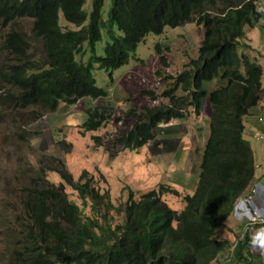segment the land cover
I'll use <instances>...</instances> for the list:
<instances>
[{"label": "trees", "instance_id": "trees-1", "mask_svg": "<svg viewBox=\"0 0 264 264\" xmlns=\"http://www.w3.org/2000/svg\"><path fill=\"white\" fill-rule=\"evenodd\" d=\"M104 1L90 0L87 13L85 0H0V117L28 127L54 113L60 102L74 106L81 99H102L108 94L95 85L94 64L116 69L147 34L193 23L201 32L198 55L168 76L169 87L161 94L167 102L130 108L126 115L136 121L114 141L121 149L139 150L156 142L162 125L190 111L198 117L208 99V136L196 147L201 150L197 184L191 194L160 184L137 199L129 192L115 205L92 172L82 170L75 178L63 160L52 157L57 165L52 168L38 159V168L25 174L28 184L14 187L21 192L22 239L8 254V264H211L228 255L226 220L254 178L253 152L243 131L244 118L260 101L262 65L245 50H250L246 31L262 12L257 0H111L104 19ZM20 19L31 20L28 32L16 28ZM214 79L223 84L205 89ZM143 93L156 101L153 91ZM101 120L90 115L82 128L96 130ZM202 131H197L200 143ZM28 133L17 136L24 140ZM93 139L100 147L101 138ZM50 170L56 183L48 178ZM164 193L180 197L183 208L172 209ZM261 228L264 223L253 226ZM249 241L246 231L228 256L230 263L223 264H254Z\"/></svg>", "mask_w": 264, "mask_h": 264}, {"label": "rangeland", "instance_id": "rangeland-1", "mask_svg": "<svg viewBox=\"0 0 264 264\" xmlns=\"http://www.w3.org/2000/svg\"><path fill=\"white\" fill-rule=\"evenodd\" d=\"M259 1L257 0L256 7L263 13ZM110 3L111 0L104 1L102 8L104 19H106ZM84 9L89 13L90 0H85ZM60 22H64L61 16ZM64 23L70 26V24ZM255 25L261 32L260 38H255L257 43L263 38L264 17ZM16 28L28 32L31 28V20H18ZM102 36L101 42L96 44L98 54L102 53L106 41L105 35ZM200 39L201 32L193 23L175 28L165 27L160 35L147 34L135 51L130 54L126 64L113 70H106L97 64L93 65L91 74L95 85L104 89L108 94L103 99L93 101L85 98L79 100L74 106H66L60 102L54 113L45 114L38 121L30 123L28 127L20 123L19 120L11 121L12 118L0 117V264H8V254L22 239L21 222L19 223L21 214L19 209L22 208L21 192L15 190L14 187L28 184L29 177L26 178L25 174L38 168V159L50 164L51 167L57 166L51 160L52 157L63 160L75 178L82 170L92 172L96 185L100 189L109 190L111 200L115 205L124 203L129 192H132L137 199L140 193L150 190L157 191L160 184L171 189L174 188L179 192H182L183 187L190 188L192 184L195 185L197 177L196 179L192 177L188 170L185 173L182 163H179L178 166L171 163L172 143L167 147L160 146L159 142H154L139 150H125L121 149L114 139L123 135L136 121L135 118L126 115L130 108L151 107L159 102H167V99L161 94L169 87L168 76L175 75L186 62L197 57ZM157 45L159 49L156 48ZM86 57L87 53L84 61ZM222 84V80L214 79L211 82H205L204 88L211 90ZM144 90L153 91L157 97L156 101L144 94ZM0 112H2L1 106ZM23 112L24 116H28V110ZM90 115L95 120L101 117L102 124L96 130L85 131L82 129V124ZM201 122L208 124L207 120ZM249 122L250 119H246V127L249 126ZM251 123L255 124L253 117ZM23 130H29L24 140L17 136ZM93 136L101 138L100 147L95 145ZM207 136L208 129L203 132V141L200 143L198 142L200 136L195 135L197 148L204 144ZM244 137L249 142L251 149L253 148L255 151L257 159L262 142L256 141L247 134H244ZM181 141L183 144L175 153V160L179 158L181 151H186L189 147L188 144H185V140L181 139ZM192 141L191 135L188 136L187 142L190 144ZM200 153L201 150L198 149L195 150L193 156L191 155L192 159H195L194 162L196 158L200 159ZM261 163L264 164V158H261ZM189 168H192L195 174L200 171L197 163ZM55 173L48 174L49 180L53 183H56L58 178ZM185 174L187 179L192 177L191 182L185 178ZM99 175H102L103 179ZM173 179H177V182L169 187L167 184H171ZM257 180L264 186L262 176L257 177ZM191 190L193 189L190 188L189 191ZM66 191L69 199L82 206L74 193L69 189ZM161 197L172 209L183 208L180 197H175L171 193H164ZM88 207L86 204V212H88ZM229 222H233L232 217L229 218ZM241 222L246 224L247 220L244 218ZM243 229L244 227H233L232 224H227L224 237H227L231 242L230 246L235 242L234 238H238L243 232ZM219 235L222 237L223 233L219 231ZM229 255L228 250V255L220 257L211 264H222L227 261ZM253 263L259 264V259L253 258Z\"/></svg>", "mask_w": 264, "mask_h": 264}, {"label": "crops", "instance_id": "crops-1", "mask_svg": "<svg viewBox=\"0 0 264 264\" xmlns=\"http://www.w3.org/2000/svg\"><path fill=\"white\" fill-rule=\"evenodd\" d=\"M259 5L261 10L264 13V0H260L259 1ZM262 5V7H261ZM262 13L261 15V19L258 21L260 22L262 20V17H264V14ZM258 22L256 24H258ZM261 26V25H260ZM263 38H261L257 43L255 41V38H260L261 32L256 28V25L253 27L252 30H247L246 31V43L250 46V50H248L246 52V54L253 59L256 62L261 63L262 65V75H261V94H260V101L258 103V105L256 107H254L252 109V112L244 118V131H243V137L244 134H247L248 136L254 138L256 141L257 140V136L258 135H262L264 136V121L263 122H259L257 117L259 115H261L262 117H264V33H262ZM209 101L208 99H204L203 100V108L202 111L200 113V115L198 117H195L194 114H192V112H188L185 118H181L179 120H171L169 123H166L164 125H162L160 127V133H156L155 137H156V142H159L158 144L160 146H167L168 144H171V149H172V160L171 163H173L174 165L178 166L179 163H182L184 165V172L186 173V171L188 170L190 172V175H192V177H194L196 179L197 177V181H198V174L193 173L192 167L193 164L197 163L199 166V158H196V161L194 162L195 159H192L191 155L193 156V154L195 153L196 148V140H195V135H199L198 132H196V130L203 128L202 131V135L203 132L207 131L208 126L205 123H202L201 121L203 120H207L208 122V116L210 114V108H209ZM252 117L255 120V124L251 123V119ZM246 119H250L249 122V126L246 127ZM187 128V129H186ZM163 129V130H161ZM160 134H162V136H160ZM192 137V142L189 144V142H187V137L190 136ZM180 138V139H179ZM245 138V137H244ZM181 139L185 140V144H188L189 147L186 151H181L180 152V156L177 160L174 159L175 153L177 152V150L181 147V145L183 144V141H181ZM175 141V142H174ZM260 142V141H259ZM154 143V141H149L145 146H149L150 144ZM253 158H254V162H255V173H254V179L252 180V183L250 185L251 186L254 184H257L258 180L257 177L262 176V180L264 181V164L261 163V158H264V144L261 143V147H260V153L256 159V153L253 150ZM197 157V155H196ZM170 163V164H171ZM189 168V169H188ZM192 173V174H191ZM191 177V178H192ZM185 178H186V174H185ZM191 178L187 179L188 181L191 182ZM194 179V181H195ZM171 184H175V182L171 181ZM171 184H167V185H171ZM197 182L191 185L190 188H192L194 190L195 186H196ZM190 188H184L182 189V192L187 191L188 193H192L193 190L189 191ZM248 193V190L245 192ZM233 219V222H229V218ZM226 222L229 225L232 224L233 227H244V229L242 230L243 232L240 234L242 235L245 232V226L242 224V222H237L236 220H234L233 216L230 215ZM256 231L252 232L250 237L255 233ZM253 258H258V259H262L261 257V249L255 245H251V249H250ZM229 252H232V248L229 250ZM262 261L264 262V259H262ZM224 263V262H223ZM222 263V264H223Z\"/></svg>", "mask_w": 264, "mask_h": 264}, {"label": "clouds", "instance_id": "clouds-1", "mask_svg": "<svg viewBox=\"0 0 264 264\" xmlns=\"http://www.w3.org/2000/svg\"><path fill=\"white\" fill-rule=\"evenodd\" d=\"M103 99V98H102ZM81 100H83V99H81ZM99 100V99H98ZM94 101V100H93ZM259 116H261V115H259ZM259 117H257V119H258ZM258 121H259V119H258ZM83 129V128H82ZM258 136H262V135H258ZM264 137V136H263ZM258 140V139H257ZM260 141V140H259ZM255 167H256V165H255ZM254 179V178H253ZM252 179V180H253ZM252 183V182H251ZM251 185V184H250ZM250 188V186L248 187V193H244V194H242L237 200H236V202L234 203V207H233V211H232V213L230 214V215H232L233 216V218H234V220H236L237 222H241L244 218L247 220V223L246 224H243L244 226H245V230L246 231H249V235H251V233L252 232H254V231H256L251 237H250V244H252V245H255V246H257V247H259L262 251H261V257H262V259H264V228H261V229H253V226L255 225V224H263L264 223V221H257V222H255V223H250L249 222V220L246 218V217H244V216H242V217H238V216H236V214H235V205H236V203L240 200V199H242V198H244V197H253L254 198V200L257 202V203H263L264 204V186H262L259 182H257V184H253L252 186H251V188ZM246 190V191H247ZM245 231V232H246ZM244 232V233H245ZM244 233L242 234V235H239L238 236V238H234V243H233V245L232 246H229V248H232V250L234 249V247H235V244H236V241L238 240V239H240V238H242L243 237V235H244ZM230 242V241H229ZM230 245H231V242H230ZM251 249V248H250ZM231 253V252H230ZM226 263H230V261H227Z\"/></svg>", "mask_w": 264, "mask_h": 264}, {"label": "built area", "instance_id": "built-area-1", "mask_svg": "<svg viewBox=\"0 0 264 264\" xmlns=\"http://www.w3.org/2000/svg\"><path fill=\"white\" fill-rule=\"evenodd\" d=\"M258 119L262 120L261 117ZM257 139L264 143L263 136H257ZM235 214L238 217H246L250 223L264 221V204L257 203L253 197H244L236 203Z\"/></svg>", "mask_w": 264, "mask_h": 264}, {"label": "bare ground", "instance_id": "bare-ground-1", "mask_svg": "<svg viewBox=\"0 0 264 264\" xmlns=\"http://www.w3.org/2000/svg\"><path fill=\"white\" fill-rule=\"evenodd\" d=\"M262 118V120H260V122L264 121V117L260 116ZM231 248H228V250H230Z\"/></svg>", "mask_w": 264, "mask_h": 264}]
</instances>
